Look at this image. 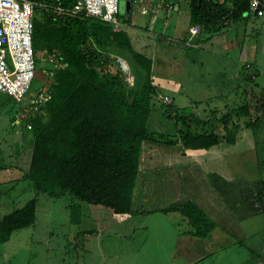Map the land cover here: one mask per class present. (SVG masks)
<instances>
[{
  "label": "trees",
  "instance_id": "16d2710c",
  "mask_svg": "<svg viewBox=\"0 0 264 264\" xmlns=\"http://www.w3.org/2000/svg\"><path fill=\"white\" fill-rule=\"evenodd\" d=\"M32 1L34 79L42 84L36 95L48 93L50 99L36 106L33 113L37 116L27 125L31 138L12 168L23 174L36 194H48L57 187L58 197L70 195L76 202L69 207L73 224L80 223V203L106 208L115 215L139 214L133 209V194L143 142L178 145L184 153L208 150L221 142L233 145L242 129L258 133L263 127L264 97L253 104L245 102L219 118L211 112L204 120L193 111L198 104L178 109L163 100L160 109L167 120L175 121L177 135L151 133L147 122L159 97L151 82V55L135 50L125 30L115 33L98 19L55 10L72 9L77 0ZM252 1L189 0V28L199 29L198 42L203 45L223 35L231 25L246 26L261 18L250 11ZM261 9L264 11V4ZM190 44L186 54L193 58L201 46ZM41 54L55 55V64L42 63ZM110 54L128 59L132 86ZM242 69L243 96L249 97L248 86H253L254 76L246 72V66ZM212 122L222 126V137L217 136ZM259 166L264 168V160ZM36 206L33 198L0 220V246L13 233L35 223ZM155 211L179 214L189 226L187 233L199 239H206L217 228L190 200Z\"/></svg>",
  "mask_w": 264,
  "mask_h": 264
},
{
  "label": "crops",
  "instance_id": "0c3cea01",
  "mask_svg": "<svg viewBox=\"0 0 264 264\" xmlns=\"http://www.w3.org/2000/svg\"><path fill=\"white\" fill-rule=\"evenodd\" d=\"M165 2L173 4L172 11L160 6L155 11L150 10L148 14L141 15L140 5H135V29L140 27V38L145 37L141 48L152 57L151 82L160 97L157 102L154 101L147 129L160 136L177 135L175 121L167 120L160 109L164 97L168 98L165 104L178 109L200 105L193 111L202 120L211 112L216 116L229 111V102H233V109L245 102L253 104V98L243 96L242 77L245 71L242 68L246 66V72L257 80L261 76L259 67L242 60L236 53L238 50L231 49L234 42L231 41L232 44L225 47L231 50H219L200 44L198 35L192 38L190 45L194 48L200 45V50L193 58L187 56L191 29L187 10L189 1ZM256 19L250 20L249 24ZM126 21L130 22V19ZM153 23H159L158 27L162 30L151 35ZM246 26L236 24L229 29L235 27V36L240 37V32ZM169 27L171 32L168 35L165 33ZM125 31L133 43L139 38L129 30ZM186 38L187 43H184ZM256 85L259 86L258 83ZM257 92L264 93V87H259ZM14 124L19 125L20 120L16 118ZM211 124L217 136L222 137V126H216L214 122ZM263 131L264 125L258 133L249 129L240 131L233 145L221 142L208 150H185L184 153L178 145L143 142L133 194V209L139 214L132 216L142 215V212L156 213L155 210L181 203L183 199L193 201L217 224L214 232L219 236L209 239L206 246L195 238H189L192 243L208 251V256L200 257L193 245L187 247L190 257L197 256L192 264H205L211 257H217L211 264H239L236 261L238 257L242 259V264L259 261L264 264V168L259 166V161L264 160V151L261 149L264 143L261 141L263 145L260 150L258 146L260 139L264 138ZM12 166L6 167L7 173H19L20 178H23V174ZM95 208L99 210L101 207Z\"/></svg>",
  "mask_w": 264,
  "mask_h": 264
},
{
  "label": "rangeland",
  "instance_id": "374dc122",
  "mask_svg": "<svg viewBox=\"0 0 264 264\" xmlns=\"http://www.w3.org/2000/svg\"><path fill=\"white\" fill-rule=\"evenodd\" d=\"M134 13L136 10L132 2L131 13L127 14L124 1H119L117 20L120 30H129L133 36H139L134 42V48L143 53L141 46L145 37L140 38V27L135 29ZM158 24L151 25V35L162 30ZM235 31L233 27L203 45L228 50L225 47L230 46L232 41L231 49L238 50L236 53L242 60L259 67L261 76L257 80L253 79L252 87L251 84L248 86L249 92H252L250 98L255 102L257 98L264 97L263 93L257 92L259 87H264V17L246 26L240 32V37L235 36ZM169 32L170 27L165 34L169 35ZM109 56L113 61L121 59L128 63L127 58L112 54ZM39 57L42 63L47 62V55L41 54ZM139 82L141 84L142 80ZM41 89L42 84L34 79L21 103H16L9 95L0 92V159L3 158L0 160V168L16 163L18 156L25 152L23 149L31 138L27 125L37 116L33 113L35 107L32 106V100L38 99L39 95L36 94ZM231 103H228L229 111L233 109ZM24 111L26 113L22 115ZM227 111L216 116L219 118L220 114ZM16 118L20 120L19 125L14 124ZM261 141L264 143V138L260 139L259 150L263 145ZM261 149L264 151V145ZM58 193L59 189L54 187L51 193L36 194L30 183L20 178L19 173H7V169L0 171V220L23 207L29 200L37 199L35 223L13 233L9 241L0 246V264H192L197 256L190 257L187 247L193 245L200 257L208 256V251L192 243L189 238H195L201 245H205L209 239L219 236L214 230L206 241H201L203 239L187 233L190 229L186 220L177 214L156 212L146 216L115 215L106 208L96 210L86 203H80V223L76 225L70 221L69 208L76 203L75 200L68 194L58 197ZM216 259L211 257L205 264L214 263ZM236 261L242 264L240 257ZM259 263L262 264L261 261Z\"/></svg>",
  "mask_w": 264,
  "mask_h": 264
},
{
  "label": "built area",
  "instance_id": "2783aa9c",
  "mask_svg": "<svg viewBox=\"0 0 264 264\" xmlns=\"http://www.w3.org/2000/svg\"><path fill=\"white\" fill-rule=\"evenodd\" d=\"M120 0H77L72 9L55 8L59 13L85 15L109 24L113 32L120 30L117 20ZM132 4L140 5L139 13L146 15L163 6L165 10L172 11L173 4L165 0H131ZM263 1L253 0L250 11L258 17L264 16ZM32 0H0V92L9 95L16 103H21L27 94L35 74L34 50L32 47L33 31ZM190 40L199 34V29L193 27L189 30ZM56 56L47 55V62L55 64ZM126 82L133 85L134 78L130 74L127 63L117 59ZM50 99L48 93H40L38 99L32 102L36 106ZM163 100L168 102V98ZM27 128H30L29 126Z\"/></svg>",
  "mask_w": 264,
  "mask_h": 264
},
{
  "label": "water",
  "instance_id": "95a60500",
  "mask_svg": "<svg viewBox=\"0 0 264 264\" xmlns=\"http://www.w3.org/2000/svg\"><path fill=\"white\" fill-rule=\"evenodd\" d=\"M123 1H124V4H125L126 13L129 14L130 7H131V0H123Z\"/></svg>",
  "mask_w": 264,
  "mask_h": 264
}]
</instances>
